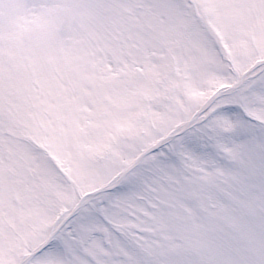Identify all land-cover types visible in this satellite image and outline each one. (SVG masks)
Wrapping results in <instances>:
<instances>
[{"label": "snow or ice", "instance_id": "6c2138e0", "mask_svg": "<svg viewBox=\"0 0 264 264\" xmlns=\"http://www.w3.org/2000/svg\"><path fill=\"white\" fill-rule=\"evenodd\" d=\"M0 264H264V0H0Z\"/></svg>", "mask_w": 264, "mask_h": 264}]
</instances>
